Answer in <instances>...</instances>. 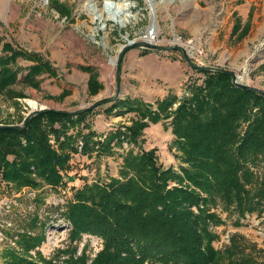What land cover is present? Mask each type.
Returning a JSON list of instances; mask_svg holds the SVG:
<instances>
[{
	"label": "trees",
	"instance_id": "1",
	"mask_svg": "<svg viewBox=\"0 0 264 264\" xmlns=\"http://www.w3.org/2000/svg\"><path fill=\"white\" fill-rule=\"evenodd\" d=\"M49 4L60 17H70L66 5L57 0H49ZM19 57L32 56L8 43L1 45L0 96L7 100L24 97L13 90L21 71ZM33 60L20 83L37 89V76L51 75L53 69L43 57ZM81 70L89 74L88 91L95 95L102 88L97 73L89 67ZM194 71L203 79L201 83L189 80L187 95L178 103L175 96H169L155 106L131 99L108 104V114L113 110L135 114L131 124L123 127L125 132L116 130L114 137L123 135L138 147L144 129L167 121L184 165L175 171L159 164L154 149L139 154L129 150L118 178L77 189L66 212L71 240H79L83 234L97 236L102 248L90 263L83 250L65 264H261L254 245L240 236H234L222 251L213 248L215 235L209 226L220 220L207 208L220 203L237 218L264 209V175L257 179L248 167L264 159V95L237 87L225 73ZM94 109L77 115L48 110L31 117L22 130L7 125L0 128V182L39 188L70 181L63 172L75 139L66 132ZM55 123L58 129H54ZM50 133L58 142L57 150L48 143ZM93 136L86 137L85 153L90 151ZM103 150L110 151L109 143ZM39 241L31 240L26 249Z\"/></svg>",
	"mask_w": 264,
	"mask_h": 264
},
{
	"label": "rangeland",
	"instance_id": "2",
	"mask_svg": "<svg viewBox=\"0 0 264 264\" xmlns=\"http://www.w3.org/2000/svg\"><path fill=\"white\" fill-rule=\"evenodd\" d=\"M57 1L70 10L68 19L60 17L49 0H0L2 44L8 43L14 50L33 57L17 59L21 71L13 90L21 92L24 97L7 100L0 96V126H20L30 113L40 109L76 111L111 97L115 91L113 62L120 48L126 40L147 41L150 27L155 30L152 43L183 47L194 65L232 70L243 78V83L264 91V0ZM108 9H121L129 17L121 25L108 18ZM131 50H136L139 57L154 54L159 58L178 60L187 74L186 85L189 80L201 83L203 79V75L186 65L180 52L147 48ZM131 50L123 57L128 56ZM36 57H43L49 62L53 74L37 76L39 88L34 89L23 86L20 80L26 72L24 69L33 65ZM83 67L97 73L98 82L106 88L102 92L103 97L92 99L89 91L90 97L83 96L80 85H84V78H89V74L81 70ZM67 79L79 86L77 100L80 103L65 102V91L59 95L48 92L55 82L66 84ZM29 100L36 104V108H31ZM107 108L108 104L96 107L86 114L82 122L68 126L66 134L74 137V150L70 152L63 173L70 181L39 188H16L0 182V264H16L17 259L37 264H65L72 256L79 257L83 250L87 263H90L101 250L102 240L87 234L79 240H71L72 227L66 212L69 203L74 202L75 191L85 185H104L111 178H118L123 156L129 150L139 154L154 149L159 164L167 168L163 164L170 159L175 171L184 165L181 153L174 146L172 133L171 137L164 139L166 146L163 147L143 146V140L138 147L129 143L123 135L115 138L116 130L125 132L122 126H129L135 115L122 121L111 118L110 123L106 121V116H111L106 113ZM58 128L55 123L54 129ZM89 133L94 136L88 147L90 151L85 153L84 143ZM59 140L62 141L63 137ZM48 143L57 150L58 142L51 133L48 134ZM107 143L110 151L104 153L102 150ZM91 157L94 160L109 157L108 160L113 159V164L99 168L96 162H87ZM248 167L255 178L263 177L264 159L260 164ZM192 209L197 213L195 207ZM207 209L220 220L218 225L209 226L215 235L212 241L215 250H224L230 246L234 236H240L247 244L254 245L256 258L264 264V209L261 212H245L239 218L220 203L210 204ZM35 238L40 241L26 249V244Z\"/></svg>",
	"mask_w": 264,
	"mask_h": 264
},
{
	"label": "crops",
	"instance_id": "3",
	"mask_svg": "<svg viewBox=\"0 0 264 264\" xmlns=\"http://www.w3.org/2000/svg\"><path fill=\"white\" fill-rule=\"evenodd\" d=\"M135 51L136 50H131L128 56L123 57L121 85L117 100H139L143 103L153 105L154 102L158 100H163L169 96H175L178 103L181 98L186 95L188 89L186 85L187 74L181 63L178 60L159 58L154 54H147L143 57H139L138 53ZM87 79L88 77L84 78V85H80V90H82L84 97H90L88 95ZM105 90V87L100 89L95 95L91 96L92 99L101 96L103 97L102 92ZM63 91L66 92L64 97L65 102H79L77 100V97L80 94L79 86H76L75 83H71V81L68 79L66 84H59V82H55L54 86H52L48 92L50 94L59 95ZM177 103H175L174 106H176ZM89 108L90 107H87L81 110H86ZM90 113L91 112H89V114ZM109 115L111 116H106V121L110 122L111 118L114 119L113 121H122L125 119L128 120L130 117L134 118L135 114H120L119 112H116V110H113ZM119 125H121V123ZM122 127H126V125H123ZM111 133L114 134V132ZM167 134L169 136H167ZM170 134L171 130L168 122L159 121L155 124H150L143 131V146H166L164 139L171 137ZM108 158L101 157L94 160V157H91L87 160V162H96L98 167L102 168L105 165L110 166L113 164V159L111 158V160H108ZM163 165L166 167L175 166L170 159H168L167 163Z\"/></svg>",
	"mask_w": 264,
	"mask_h": 264
},
{
	"label": "water",
	"instance_id": "4",
	"mask_svg": "<svg viewBox=\"0 0 264 264\" xmlns=\"http://www.w3.org/2000/svg\"><path fill=\"white\" fill-rule=\"evenodd\" d=\"M135 48L154 49V50L161 51V52H172V51L180 52L183 56V59H184L186 65L189 68L195 69L197 71H211V72L225 73V74L231 76L232 84L236 85L237 87H240L244 90H248L251 92H256L258 94L264 95L263 90H260L256 87H253V86H249V85L243 83L241 80H239V76H237L236 73L232 70H227V69L212 67V66H196V65H194L191 61V58L188 56L186 50L183 47H180V46H160V45L152 43L151 40L150 41H143V42H133V41L126 40V44L120 48L118 55L113 62V65L115 66V74H114L115 91H114V94L111 97H108L106 99H103V100L96 102L93 106H91L92 108L107 105V104L113 103L114 101L117 100V98L119 96L120 85H121L122 58H123L125 52H127L131 49H135ZM82 111L83 110L57 111V112H59L63 115H77V114H80ZM43 112H45L44 109H40V111H38V112H32L27 116L26 120L24 121V123L22 125H20V126H8V128H11V129L17 130V131L22 130L26 127V125H27V123L31 117H33L37 113H43ZM2 127L3 126H0V128H2Z\"/></svg>",
	"mask_w": 264,
	"mask_h": 264
},
{
	"label": "bare ground",
	"instance_id": "5",
	"mask_svg": "<svg viewBox=\"0 0 264 264\" xmlns=\"http://www.w3.org/2000/svg\"><path fill=\"white\" fill-rule=\"evenodd\" d=\"M109 7H111V5H109ZM108 18L113 20V21H116L118 23H121V25H123L125 22H126V19L129 17V15L127 14H124L121 9L120 10H114V9H108ZM100 17V15L98 16ZM155 34V30L152 29L151 27L148 29L147 31V41H150L151 38H152V35ZM239 80L243 81V78L242 77H239ZM31 108H36V104L29 100V103H28Z\"/></svg>",
	"mask_w": 264,
	"mask_h": 264
},
{
	"label": "built area",
	"instance_id": "6",
	"mask_svg": "<svg viewBox=\"0 0 264 264\" xmlns=\"http://www.w3.org/2000/svg\"><path fill=\"white\" fill-rule=\"evenodd\" d=\"M121 129H122V130H124V129H123V127H122ZM123 145L125 146L126 144H125V143H123ZM63 228H64V227H63Z\"/></svg>",
	"mask_w": 264,
	"mask_h": 264
}]
</instances>
